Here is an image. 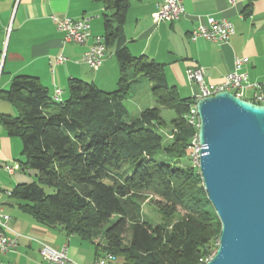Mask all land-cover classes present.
I'll return each instance as SVG.
<instances>
[{
	"label": "trees",
	"instance_id": "trees-1",
	"mask_svg": "<svg viewBox=\"0 0 264 264\" xmlns=\"http://www.w3.org/2000/svg\"><path fill=\"white\" fill-rule=\"evenodd\" d=\"M95 1L104 7L101 38L108 48L122 38L129 0ZM115 58L120 75L112 92L72 79L66 100L56 102L30 76L14 77L0 92L17 109L14 117L1 115L0 123L21 142L19 169L37 172L36 182L18 184L10 196L38 223L91 243L98 257L122 264H198L216 252L221 226L199 168L190 163L197 130L185 117L194 98L181 97L163 66L146 56L133 57L121 46ZM141 79L151 84L158 107L130 119L123 102ZM159 108L175 115L171 139L161 134L167 125ZM127 166L134 167L130 176H113ZM142 192L186 215L170 228L140 220L136 198Z\"/></svg>",
	"mask_w": 264,
	"mask_h": 264
},
{
	"label": "crops",
	"instance_id": "crops-1",
	"mask_svg": "<svg viewBox=\"0 0 264 264\" xmlns=\"http://www.w3.org/2000/svg\"><path fill=\"white\" fill-rule=\"evenodd\" d=\"M181 2L184 14L174 22H166L153 19L163 0H129L121 40L107 48L101 68L93 72L81 62V57L94 44L95 38L104 33V7L99 1L0 0V92L7 91L16 76L37 78L52 99L59 90V101L66 100L67 86L72 79L94 83L99 89L112 92L117 89L120 75L115 52L121 46L127 47L133 57L146 56L161 64L168 85L177 92L178 87L190 91L189 98L198 94V88L187 82V69L200 67L206 73L207 82L217 83L233 71L234 60L240 57L248 58L240 72L250 82L261 84L264 92V0ZM50 16L88 19L89 37L82 45L64 43L63 34ZM207 17L232 23L234 34L223 43L204 39L192 41V31ZM59 56L65 58L61 64L56 63ZM144 81L140 82L143 83L140 91L145 96L144 101L135 99L138 84L131 86L128 96L139 114L155 107L150 98L151 84ZM1 115L14 117L17 109L0 99ZM20 150V140L9 137L0 123V207L11 217L9 235L18 236L17 247L1 255V262L47 264L40 255L41 245L45 244L56 250L66 246L68 261L65 264H93L98 256L91 243L68 236L58 227L48 228L38 223L10 196V192L24 182L12 180L15 173L10 176L3 167L12 166ZM107 264H122V261L114 259Z\"/></svg>",
	"mask_w": 264,
	"mask_h": 264
},
{
	"label": "water",
	"instance_id": "water-1",
	"mask_svg": "<svg viewBox=\"0 0 264 264\" xmlns=\"http://www.w3.org/2000/svg\"><path fill=\"white\" fill-rule=\"evenodd\" d=\"M196 110L198 168L221 226L206 264H264V106L222 92Z\"/></svg>",
	"mask_w": 264,
	"mask_h": 264
},
{
	"label": "built area",
	"instance_id": "built-area-1",
	"mask_svg": "<svg viewBox=\"0 0 264 264\" xmlns=\"http://www.w3.org/2000/svg\"><path fill=\"white\" fill-rule=\"evenodd\" d=\"M184 14L181 0H163L153 19L157 21L174 22ZM50 20L55 24L57 30L63 34L64 43H74L82 45L89 37V20H72L69 18L59 19L50 16ZM234 34L232 23L221 20L217 21L212 17H207L191 33L190 39H204L210 42H226ZM107 48L101 37H96L94 44L82 55L81 62L85 63L91 70L98 71L106 55ZM65 58L59 56L56 63L61 64ZM248 62L247 57H240L234 60L233 71L226 74L219 82L210 83L206 81V73L200 67H192L186 70V79L190 84L198 88V94L194 97V104L191 105L188 114L185 117L187 124L194 129H198L199 118L196 110V102L199 99L215 96L218 93L229 92L238 99L250 102L258 106H264V92L262 85L256 82H250L247 76L240 72L241 67ZM61 92L57 90L54 94V101L58 102ZM169 138V137H168ZM199 144L197 135L191 141L189 147L190 160L194 165L199 163ZM4 171L12 176L19 165H5ZM11 217L0 207V256L12 252L17 247L18 236L9 235V223ZM215 254V253H214ZM200 259L198 264H206L214 256ZM42 260L47 264H65L68 261L67 247L63 246L56 250L48 245L42 244L40 248ZM114 257H98L93 264H107L113 261ZM0 264H3L0 260Z\"/></svg>",
	"mask_w": 264,
	"mask_h": 264
},
{
	"label": "rangeland",
	"instance_id": "rangeland-1",
	"mask_svg": "<svg viewBox=\"0 0 264 264\" xmlns=\"http://www.w3.org/2000/svg\"><path fill=\"white\" fill-rule=\"evenodd\" d=\"M91 71V70H90ZM92 72V71H91ZM95 72V71H93ZM147 82V81H144ZM136 85V84H135ZM143 83H139L134 91L135 99L139 102L144 101V94L140 89H142ZM179 95L183 98L190 96V91L182 90L181 88H177ZM150 98L154 100L150 92ZM132 98H128L123 103L127 109L128 118L135 119L139 117V112H137V108L135 107ZM155 102V100H154ZM155 107H158L155 103ZM160 109V117L166 123V128H161V134L164 135V138L169 137L171 139V132L170 131V122L175 119V115L171 110L159 108ZM166 135V136H165ZM24 161V157L21 155V150L19 153L18 158L14 160L11 165L22 163ZM188 161H186L187 163ZM193 166V162L190 161ZM184 165V164H181ZM198 167V165H197ZM134 167L127 166L120 171H116L113 173V176L117 179H124L131 175ZM5 178L7 176L5 175ZM12 180H20L24 183H32L37 181V172L34 170L24 169V170H16ZM49 190V189H48ZM50 192V190L48 191ZM136 202L139 205V209L136 214H139V219L143 221H147L153 225H164L166 228H170L174 223L180 221L185 215L186 212L181 210L180 208L172 209L166 204H164L161 200H159L153 193L150 192H142L136 198ZM134 214V213H133ZM132 220V217L129 218ZM128 235L125 236L127 238ZM121 260L118 259V262Z\"/></svg>",
	"mask_w": 264,
	"mask_h": 264
}]
</instances>
